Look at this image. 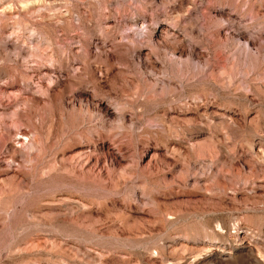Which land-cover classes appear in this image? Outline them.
I'll list each match as a JSON object with an SVG mask.
<instances>
[{
  "label": "rangeland",
  "instance_id": "374dc122",
  "mask_svg": "<svg viewBox=\"0 0 264 264\" xmlns=\"http://www.w3.org/2000/svg\"><path fill=\"white\" fill-rule=\"evenodd\" d=\"M0 264H264V0H0Z\"/></svg>",
  "mask_w": 264,
  "mask_h": 264
}]
</instances>
